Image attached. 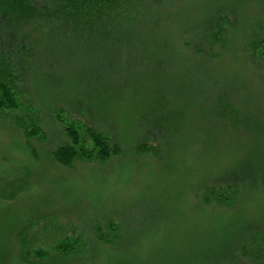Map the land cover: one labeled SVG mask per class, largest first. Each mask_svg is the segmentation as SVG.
I'll list each match as a JSON object with an SVG mask.
<instances>
[{
	"label": "rangeland",
	"instance_id": "1",
	"mask_svg": "<svg viewBox=\"0 0 264 264\" xmlns=\"http://www.w3.org/2000/svg\"><path fill=\"white\" fill-rule=\"evenodd\" d=\"M198 1L199 18L212 5L237 21L228 28V47L208 52L199 29L200 54L186 48L164 55L91 51L99 56L95 62L82 51L75 55L71 36L17 39L36 57L24 71L30 90L23 100L37 112L29 114L43 121L45 139L31 140L32 154L16 125L28 113L0 111V264H22L4 258L22 244L34 253L64 235L88 241V260L79 264H118V256L141 261L145 253L166 264H222L232 244L243 256L246 240L249 255L240 263L251 264L252 239L264 243V64L249 58L246 45L257 23L264 25V0ZM190 5L198 3H180ZM179 10L176 5L174 12ZM1 37L0 45L11 44ZM90 68L102 76L92 89ZM87 108L98 110L97 121ZM58 110L106 132L123 156L105 166L56 164L52 150L66 141L52 119ZM145 143L159 154L137 152ZM15 187L21 192L14 194ZM210 189L231 196L233 205L205 203ZM109 220L121 232L117 251L93 237L96 225ZM206 233L211 240L199 246Z\"/></svg>",
	"mask_w": 264,
	"mask_h": 264
},
{
	"label": "trees",
	"instance_id": "2",
	"mask_svg": "<svg viewBox=\"0 0 264 264\" xmlns=\"http://www.w3.org/2000/svg\"><path fill=\"white\" fill-rule=\"evenodd\" d=\"M183 1L43 0L42 2L39 0H0V37L3 36L1 39H8L11 43L9 46L7 43L3 46L0 45V111H11L15 114L17 112L28 113L27 117L18 120L16 125L23 130L27 147L32 154L37 153L31 145V140L36 137L41 140L45 139L44 132L40 128L43 121L37 118L38 116L33 117L29 114L37 112L34 110L29 112L32 109L29 101L23 100L26 90L28 92L30 90V87L26 88L25 86L28 84V79L27 73L24 71H26V67L34 64L36 57L23 42H19L17 39L26 40L28 37L42 33L54 34L58 37L71 36L77 45L75 55L82 51L91 61H95V58L99 59V56L89 52L100 53L105 50L115 53L125 50L164 55L170 52L178 53L186 48L200 54L202 52H199V29L203 33V44H209L208 52L213 50V46L228 47V28L233 29V23H237V21L233 22L232 18L222 12L217 13V8L212 5L205 6V16L199 18V10H201L199 1L192 0L197 1L198 5H190L186 9L180 6ZM176 5L181 10L174 12ZM216 7L227 8L228 6ZM176 28L178 32L175 33H179L178 37L173 31ZM254 35L255 37L247 43L246 51L253 61L264 64V25L258 22ZM206 55L210 58L217 56ZM99 72L92 68L88 70L87 78L90 77V81H92V83L88 82L90 87L88 89L93 88L94 81L98 83L101 79L102 76ZM88 89L84 91L88 92ZM81 105H84L82 101ZM87 111V116L97 121L98 110L91 111L87 108ZM66 114V111L58 110L54 111L52 115L53 121L59 123L61 131L66 137L64 143L57 145L52 150L51 157L56 164L66 169H72L78 162L98 163L105 166L114 159L123 156L122 147L114 143L106 132L88 125L82 119L76 122L72 121ZM158 149L150 147L146 143L137 146V152L140 153L159 154ZM260 184L264 191V172L260 175ZM14 191L16 194L21 192V189L15 187ZM7 196L11 199L15 197L13 194ZM203 199L205 203L216 202V204L222 203L225 206H231L234 203L231 196L226 198V195L217 189L207 190ZM209 236L210 234L207 233L199 235V246L209 242L211 240L207 241ZM93 237L98 243L108 245L114 251H117L116 245L122 238L117 225L110 220L104 226L96 225ZM259 240V238L252 239L251 243L254 244V249L249 258L251 264H264V243H258ZM87 243L88 241L80 235H64L50 249L47 247L46 250L38 249L32 253L31 248L28 249L22 244L12 250L13 254L11 252L4 254V258L14 257L22 264H32L29 260L30 255L33 254L38 259V264H79L82 261L85 263L88 260ZM250 246L246 240L243 245V256L249 255L247 251ZM227 250L229 255L225 256L222 264H239L242 254L240 253V257L235 255L234 244ZM137 254V257H144L139 256L140 251ZM144 255H146L144 260L130 258L127 263L123 256H118V264H124L123 262L126 264H166L165 260L159 258L157 254L145 253ZM219 262L209 259L208 262L199 263L217 264Z\"/></svg>",
	"mask_w": 264,
	"mask_h": 264
}]
</instances>
